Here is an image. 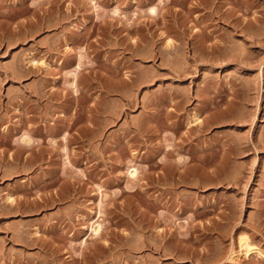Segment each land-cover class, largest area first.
Segmentation results:
<instances>
[{
    "label": "rangeland",
    "instance_id": "374dc122",
    "mask_svg": "<svg viewBox=\"0 0 264 264\" xmlns=\"http://www.w3.org/2000/svg\"><path fill=\"white\" fill-rule=\"evenodd\" d=\"M245 237L264 0H0V264H264Z\"/></svg>",
    "mask_w": 264,
    "mask_h": 264
},
{
    "label": "bare ground",
    "instance_id": "6f19581e",
    "mask_svg": "<svg viewBox=\"0 0 264 264\" xmlns=\"http://www.w3.org/2000/svg\"><path fill=\"white\" fill-rule=\"evenodd\" d=\"M157 11H156V9H152V13L154 14V13H156ZM169 44H170V42H168ZM32 59V58H31ZM35 61V60H34ZM29 63H31V62H29ZM34 63V62H33ZM35 64V63H34ZM45 64V63H44ZM32 65V64H31ZM47 66V65H46ZM80 66V65H79ZM48 67H49V65H48ZM48 67H46V68H48ZM78 68V67H77ZM77 68H76V70L75 71H77ZM79 69H81V68H79ZM78 74V71L77 72H75V74L74 73H72V77H73V79L75 80V81H73V84L71 83V86H75L76 84H75V82H76V78H77V74ZM73 74H74V76H73ZM72 79V80H73ZM76 87V86H75ZM74 87V89H76ZM197 115H200V114H197ZM197 115H195V116H197ZM195 118V117H194ZM202 119V118H201ZM194 121H196L195 123L196 124H198V123H201V120H200V118L199 117H197L196 118V120H194ZM194 123V122H193ZM193 123H191V124H193ZM194 125V124H193ZM66 137V136H65ZM64 138V137H63ZM67 139V138H66ZM27 142V141H26ZM29 143V142H28ZM133 168V167H132ZM131 170V169H130ZM129 171V170H128ZM139 171L135 168V169H132L131 171H130V178H137V176H138V173ZM129 173V172H128ZM12 199V198H11ZM10 199V200H11ZM13 200V199H12ZM10 202V201H9ZM98 219V218H97ZM94 222H96V221H94ZM92 226V233H94V234H96V235H99V233H100V231H101V229H102V226L99 224V223H93V225H91ZM37 234V233H36ZM37 236V235H36ZM39 236V235H38ZM241 241H240V243H239V247H240V250H239V252H238V254L236 255V256H241V255H243V256H245L246 258H249V257H252L251 255H255L256 256V258H259V259H263L264 260V253L257 247V246H255V245H252V243L251 242H249V239L248 238H242V239H240ZM251 243V244H250ZM236 254V253H235ZM234 259H236L235 258V256L234 257H232V259L230 260V261H234ZM261 261V260H260Z\"/></svg>",
    "mask_w": 264,
    "mask_h": 264
}]
</instances>
